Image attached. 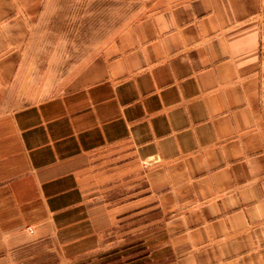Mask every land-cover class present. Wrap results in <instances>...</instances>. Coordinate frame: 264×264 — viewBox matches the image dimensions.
Wrapping results in <instances>:
<instances>
[{
    "label": "crops",
    "instance_id": "0c3cea01",
    "mask_svg": "<svg viewBox=\"0 0 264 264\" xmlns=\"http://www.w3.org/2000/svg\"><path fill=\"white\" fill-rule=\"evenodd\" d=\"M51 3L0 0V264H66L97 240L86 165L107 146L127 217L153 204L169 220L168 264H264V0L165 5L29 100Z\"/></svg>",
    "mask_w": 264,
    "mask_h": 264
},
{
    "label": "rangeland",
    "instance_id": "374dc122",
    "mask_svg": "<svg viewBox=\"0 0 264 264\" xmlns=\"http://www.w3.org/2000/svg\"><path fill=\"white\" fill-rule=\"evenodd\" d=\"M177 1L52 0L48 7L40 9L35 42L24 63L18 90L31 100L40 92L57 87L98 52L112 44L125 45L144 17ZM117 150L107 146L89 156L87 196L94 203L96 193L100 194L97 207L93 205L87 217L94 219L97 214L103 225L97 228V240L86 244L87 250H83L84 246L72 245L75 247L66 264H168L172 261L171 228L165 225L169 220H164L153 204L150 211L143 213L136 209L134 215L127 217L128 196L124 194L127 187L122 185L125 182L120 180L112 188L110 167L118 158ZM102 171L101 189L96 188L95 174L99 173L97 182H101ZM138 185L142 186V180L136 179V188Z\"/></svg>",
    "mask_w": 264,
    "mask_h": 264
}]
</instances>
